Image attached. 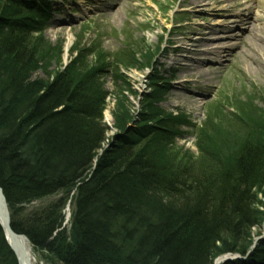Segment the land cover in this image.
<instances>
[{"label":"trees","instance_id":"trees-1","mask_svg":"<svg viewBox=\"0 0 264 264\" xmlns=\"http://www.w3.org/2000/svg\"><path fill=\"white\" fill-rule=\"evenodd\" d=\"M54 1L0 0V187L12 229L60 264H213L231 253L239 258L221 264H264V121L261 132L226 135L223 143L207 124L197 127L196 153L183 150L176 138L193 126L185 112L161 105L169 83L154 65L134 115L121 92L124 76L116 63L109 70L99 47L75 48L67 66L48 69L53 49L43 31ZM41 67L46 78L34 76ZM108 70L120 130L110 139ZM245 104L252 106L236 98L233 111H210L245 124ZM58 193L47 207L23 211ZM0 264H18L2 228Z\"/></svg>","mask_w":264,"mask_h":264},{"label":"rangeland","instance_id":"rangeland-1","mask_svg":"<svg viewBox=\"0 0 264 264\" xmlns=\"http://www.w3.org/2000/svg\"><path fill=\"white\" fill-rule=\"evenodd\" d=\"M194 1L196 0H56L52 5L56 13L43 31L45 44L53 49L48 69L52 71L67 66L76 55L71 54L75 48L83 50L88 47L94 52L99 47L105 53V61L110 62L109 70L117 64L119 73L124 76L125 84L121 92L132 104L129 112L134 115L140 108L141 95L149 92L148 79L153 72L152 65L158 71L161 65V77L169 84L168 93L160 103L169 111H181L189 115V122L193 127H181L186 133L183 137L176 138V145L193 154L196 153L195 130L201 126L205 130L206 124L210 129L206 132L214 141L220 139V143L226 141L223 136L227 135V139L233 141L237 134H245L248 129L252 133L261 132L257 128L259 125L263 126L264 121V51H246L247 44L252 39L245 35L243 22L251 14L254 19L261 18L254 24L257 27L258 42L264 46V0H227L223 4H217L216 0H206V6L199 9L193 4ZM241 1L243 4L238 5ZM225 8L228 9L226 12L222 10ZM237 14H243L241 20L236 19ZM173 21L182 22L178 31L171 30ZM221 23H228L231 28L212 33L215 37L226 36L219 46L227 43L230 46L237 45L238 48L220 51L222 55L217 56L216 61L198 66L196 62L201 58L193 53V44L199 40L200 33ZM158 46L161 49L163 46L166 50L157 53ZM238 50L242 51L241 55ZM152 54L155 55L153 63L150 61ZM130 55L136 61L125 59ZM88 61L96 66L97 54L91 53ZM134 63L136 64L131 65ZM109 70L103 78V88L108 93L103 116L104 123L109 127L107 137L110 139L113 135H118L120 130L113 126L118 89ZM44 71L41 67L34 76L46 78ZM117 83L123 84L120 80ZM236 98L251 102L252 106L245 104L246 111L240 107L247 123L232 121L227 114L218 110L210 111L214 105L231 108L224 107L225 112L233 111ZM252 108L259 112L249 115L247 112ZM107 110L111 117L105 116ZM209 113L212 114L210 120ZM217 115L218 119L214 122ZM131 125L129 123L128 126ZM217 126L223 130L218 131ZM254 136L258 137L259 134ZM61 196L63 194L58 193L36 200L23 206V211L26 214L37 208L47 207ZM69 210L70 205H67L63 213L69 215ZM64 225L68 228L69 222L66 221ZM254 231L257 236V228ZM262 232L264 224L261 235ZM32 249L35 264H60L45 250Z\"/></svg>","mask_w":264,"mask_h":264},{"label":"bare ground","instance_id":"bare-ground-1","mask_svg":"<svg viewBox=\"0 0 264 264\" xmlns=\"http://www.w3.org/2000/svg\"><path fill=\"white\" fill-rule=\"evenodd\" d=\"M227 0H216L217 4H223V2H225ZM194 5H196V8H203L204 6H206V0H196L193 2ZM243 4V1H241L240 3H238V5ZM224 12H226V10H228L227 8L222 9ZM236 19H242L241 14H237L235 15ZM252 14L246 19V21L243 22L244 27H245V35L248 36L250 39L248 42V48H247V52H254L255 50H259V51H264V46L260 44V42H258V34H257V27L254 24V22L260 21L261 18H252ZM232 20V19H231ZM229 23V22H228ZM228 23H221L220 24H216L215 27L210 28L205 30L204 32L200 33L199 40L197 42H195L193 44V53L198 56V58L200 57L201 60H197L199 62H196L198 64V66H200L203 63H212V61H216L217 60V56H221L220 53L225 52L228 49H237L238 46L232 44V46L228 45L226 42V44H222V46H219V44H221L224 39V37L226 36H213V32L215 30H217L216 32H221V31H227V29L231 28V25H229ZM224 33H228V32H224ZM228 37V36H227ZM200 41V42H199ZM221 42V43H220ZM222 51V52H220ZM239 55L242 54L241 50H238ZM193 67V65H192ZM195 67V65H194ZM105 116L107 117H111L109 115V111L107 110L105 112ZM67 212V211H66ZM3 210H2V206L0 205V216H2L3 214ZM70 214H67V219L69 218ZM66 222V221H65ZM19 259L21 264H35L36 258H34V254H33V249L31 248V245L29 244H25L23 243L22 245V250L19 254Z\"/></svg>","mask_w":264,"mask_h":264},{"label":"water","instance_id":"water-1","mask_svg":"<svg viewBox=\"0 0 264 264\" xmlns=\"http://www.w3.org/2000/svg\"><path fill=\"white\" fill-rule=\"evenodd\" d=\"M0 205L2 206L3 215L0 216V227L3 229L4 238H6L7 244L10 249L13 251L15 258L18 260V264H21L19 259V254L22 250L23 243L30 244L28 237H25L23 234L16 233L10 226V217L9 209L6 203V197L3 195V190L0 187ZM234 255H224L221 258L215 260L214 264H219L221 261L232 259Z\"/></svg>","mask_w":264,"mask_h":264}]
</instances>
